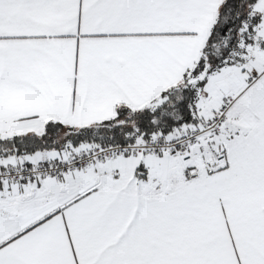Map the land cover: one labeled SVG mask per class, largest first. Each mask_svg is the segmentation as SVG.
Instances as JSON below:
<instances>
[{
  "label": "snow or ice",
  "instance_id": "1",
  "mask_svg": "<svg viewBox=\"0 0 264 264\" xmlns=\"http://www.w3.org/2000/svg\"><path fill=\"white\" fill-rule=\"evenodd\" d=\"M0 264H264V0H0Z\"/></svg>",
  "mask_w": 264,
  "mask_h": 264
}]
</instances>
